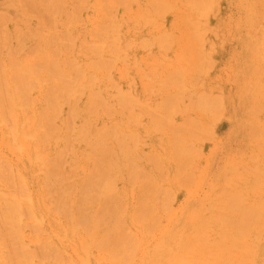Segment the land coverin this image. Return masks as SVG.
I'll return each instance as SVG.
<instances>
[{
    "label": "rangeland",
    "instance_id": "rangeland-1",
    "mask_svg": "<svg viewBox=\"0 0 264 264\" xmlns=\"http://www.w3.org/2000/svg\"><path fill=\"white\" fill-rule=\"evenodd\" d=\"M20 1L21 0H0V14H3L0 15V26L1 23L4 24L2 25L3 27L1 26L0 28V36L3 34V39L0 37V43L1 41L4 43V45L2 43V45L0 44L2 47V49L0 48V64L3 66V70L5 69L2 76L0 75V83L3 82L7 84H4L3 86L2 83L1 87L3 86L4 89L0 87V101L6 106L5 101L12 93L13 95L16 94V96L19 95L17 98L15 96V102L13 104L14 107L10 106L13 110L15 109L14 111L11 109L12 116H9L10 113H5V115L8 114L9 117H7L9 119L15 117V121L13 119L11 121L15 123L16 127L14 128V123H10L11 121L7 119V117L0 116V167H2L5 171H10V173L6 172V174L9 175L2 172L3 169L0 171V173L5 174V177L8 176L7 178H9L5 179L4 177L2 178V174L0 175V178H2L0 180V192L2 193H0V196H3L4 194L7 199L15 197L21 201L23 207H27V209L31 211V213L29 211V213L32 214L30 218L31 220H27V215L24 216L25 218L23 217L22 229L19 234L22 236L19 239V245L22 247L24 246L34 253V256L29 259L28 263L178 264L179 260H181L182 264H232L231 262L225 261V257L209 258L208 263H206L201 260V254L209 248L214 247V245L219 248L221 247V242L224 243L225 240L221 237L222 235L220 236V234H229L237 228H241L239 225L236 229L234 227L233 230V226L230 222L233 219L236 221V219L238 220L239 218L246 216L245 213L247 212V209L245 211L244 207L248 208V210L249 208L252 210H259L264 207V178L262 176L264 175V43L261 41L263 35L259 31V15L262 10L261 4L256 3L254 0H199L198 2H195V0H156V2L155 0H126L129 4L125 2L124 5H119V3H117L118 5L116 6L115 0H51V3H49V0H46L47 3L44 2V5L42 3L43 0H41L42 6H40V0L37 1V4L39 5L36 4V0L33 1L34 3L31 0V2L35 5L30 6L32 8L28 9L29 6L26 7L25 5L28 3L30 5L31 2L26 0L28 2L25 3V0H22L20 3ZM54 1L57 2L58 6L54 4ZM81 1L84 2L82 3ZM117 1L121 3L123 0ZM157 1H159V5H155V3L157 4ZM186 1L190 5H188ZM205 1H210V4ZM197 3L200 4L198 5ZM21 5L23 6L21 7ZM128 5L130 6L129 8L127 7ZM167 5H169V7H167ZM36 6H39L42 10L46 9V11H41V14L43 13V15H40L41 9L39 10ZM103 6H106V11L103 10ZM198 6L203 10L198 8ZM205 6L208 7L207 10L205 9ZM77 8L79 9L77 10ZM81 8H84L86 11H84V9L81 10ZM190 8L191 10H189ZM193 8H197L200 11L196 9L197 11L195 12ZM115 9L117 12L114 11ZM55 11L57 12V15H54ZM202 11L206 14L201 13ZM27 12H32V14L28 13L24 15ZM33 12L36 14L34 15ZM107 12H109V15L107 14L108 16H110L111 13L113 14L111 18L106 15ZM197 12L203 14L204 17L199 15ZM161 13L163 16H160ZM70 14L71 16H69ZM42 16L50 18H43ZM191 16L193 17L192 19ZM194 17L196 19H194ZM103 20L107 21L104 23ZM176 21H179L178 24ZM111 22L113 24H111ZM192 22L195 23V25ZM178 25L181 26L179 27ZM191 25L194 26L193 28L195 29H192L194 30L193 35ZM98 26L101 29H99ZM182 26L183 28H181ZM187 26H190L188 27L190 30ZM110 30H112L111 35ZM91 31L95 32V34H91ZM190 31L192 33H190ZM195 31L202 37L200 38L198 36L200 41L202 40L201 42L198 40L199 38H197V34L195 35ZM99 32L103 33L100 34ZM105 34H107V36ZM167 34H169V37L173 36V39L166 37L168 36ZM54 35L58 39H56ZM6 36L8 37L5 40ZM50 36H52V38ZM143 39H148V41L145 40V42H147L144 43ZM177 40H180L181 42ZM59 41L60 43H58ZM61 41L64 43L68 42L65 43L67 45L69 42H72L71 45L69 44L71 48L69 47L67 50V45ZM190 41L194 43H192L191 47L189 45V47L187 46L186 48V44H190ZM167 42H169V47L164 45ZM91 43H95L96 46L92 47L95 44L90 45ZM126 43H128L129 47ZM87 45L91 47V49ZM107 45H110L109 49ZM162 45L164 46L162 47ZM58 47H60V49ZM99 47L103 50L100 51L101 49H96ZM193 47L194 49H192ZM112 48L117 50L118 53L116 54L114 51V54L113 50H111ZM199 48L202 49L201 54L200 51H198ZM56 51H59V56H56ZM197 52H199L201 56H199V61L197 59L199 54H197L195 59V54ZM14 54H17L16 57ZM110 58L114 60V67L112 68L113 64L111 63L110 67L112 69L110 68L111 71L109 72L107 71L109 68L103 65V62ZM201 58L203 63L200 61ZM43 61H46L47 63ZM11 62L14 63L11 64ZM107 62H110V60ZM107 62H105V64ZM199 62H201V65L195 66V64H198ZM93 63L96 65L93 66ZM9 64L10 66L14 65L10 67ZM34 64L38 66L42 64L39 67H43L39 68L37 66L36 68L44 70V72L40 71L35 73L36 71L34 72V70H32L34 68L30 70L31 67L35 66ZM109 64L110 63H108V65ZM48 66L53 67L49 68ZM202 66V73H199ZM14 67H16L15 70L12 69ZM17 68H20L21 70L19 71ZM52 68L57 69L52 71ZM12 70H14V77H19L17 78V81L21 80V84L18 83V85H16V80H13L15 78L12 79ZM16 70L20 73L15 74L17 73ZM57 70L59 71L58 73ZM61 70H64V72ZM25 72L26 74H24ZM54 72L58 78L61 77L62 73L65 74L66 72L67 77L71 79L73 84H69V86H72L73 89L67 86L70 79L68 78L69 80L67 81L66 77L64 78L66 75L62 76L63 78L59 80L56 79V77H53L55 76L53 75ZM77 72H80V74L82 72L84 75L82 74L83 76H79L80 74L78 75ZM3 74L5 77H3ZM48 74L50 75L48 76L49 78H45ZM57 74H60V76H57ZM28 77H30V79ZM79 77H82L83 80ZM45 79L47 80L45 81ZM88 79L89 81L91 80L94 82L90 81L91 83L89 82L90 84H88ZM40 80L45 81L46 83L39 82ZM168 80L170 82H167ZM13 81L16 86L13 85ZM24 83L25 85L27 83V87H25ZM84 83H87V85ZM23 85L25 87L24 89L22 87ZM113 85H116V88L119 87L117 89L120 92L117 91L116 88L114 89ZM18 86L21 87V91H19L20 94L17 93ZM49 86L50 88L52 87V89L53 87H58L55 88L56 92L60 93V95L62 94L61 97L65 101H69L68 105L67 102L63 101L60 97L58 100V93L54 94L55 91L52 94L54 95V98L52 95L51 97L48 96L49 98L46 97V88H49ZM61 86H65L66 88L73 90L70 92V90L67 89V92H70L73 96L70 93L68 94L65 92V87V91L63 90V87L60 88ZM109 87L111 89H109ZM89 88L91 89L92 94L89 92ZM52 89H50V91ZM60 89L63 93L59 92ZM24 90L25 92L30 90L28 94L31 93V96H28L25 92L23 93ZM4 91L6 92L4 94L8 95L1 94ZM175 92L180 95L177 96ZM94 93L96 94L95 96L93 95ZM25 94L28 96L25 100H23L27 101L25 102V104L27 103L26 107L20 99L26 96ZM170 94L171 96H175L174 99L172 98L173 100L170 99ZM1 95H3L2 99ZM44 95L46 96L44 97ZM91 95L94 97L92 96V98ZM125 95L128 97L127 101H125ZM186 95H189V97ZM66 96L69 98H66ZM166 97H168L171 102L168 100L165 104L162 100L166 99ZM44 98L48 100V103ZM30 100L31 103L29 102ZM96 101L97 103H92ZM101 101L106 104V106L104 105L105 107L101 105ZM161 101L163 102L164 107H166L165 113H163L164 110L163 112L160 110L164 108L161 107L162 103L161 105L159 104V107L157 106V104ZM174 101H177V103ZM180 101H184L183 104H181ZM43 102L45 104L47 103V105ZM2 103L0 104V108L4 111L5 106L3 107ZM49 103L52 107L48 106ZM213 103L217 104L215 107H217L218 110L221 109V112H214V110L217 109H215ZM121 104H124L126 109L123 108L124 105ZM202 105H205L207 109H200ZM195 106L199 108V112H197L198 109L195 108ZM10 107L6 106V110H9L5 111L10 112ZM61 107L62 109H59ZM92 108L96 111L97 116H95L96 114L94 111L92 113L95 115H92V113L90 114ZM43 110H47L48 112H44ZM67 110L73 111L75 116L73 112L70 111V113ZM201 110L204 111V113L200 112ZM56 111H60V116L57 115ZM105 112L110 113L105 114ZM51 113H53L57 119L52 116ZM165 114H169V117L168 115L165 117H168V119L163 118ZM174 114H176V117ZM211 114H215L216 116L213 115V117ZM49 115L55 118H53L54 122L50 119ZM71 115L75 117V120L73 119V116V118L70 117ZM107 115L111 116V118L107 117ZM152 116L161 120L163 119L164 121L167 120L163 122L165 126H161L163 127L161 133L157 131L159 128L157 126L158 121L153 123L155 120L152 119ZM212 117L215 118L214 120H216V122H214ZM135 119H137V122H135ZM170 119H173L174 122H172L173 120L171 121L172 123L169 122ZM66 120L68 123L71 121V124L73 122V126L70 125V123L68 126V129L73 128L72 130L70 129L72 132L70 130L68 131L70 134L67 132L68 129L66 127L68 124ZM2 121L4 123H2ZM150 121L154 125H152ZM7 122H9V124ZM46 122H53L55 125L54 130L56 131L52 132L51 130L53 129H50L52 127L51 124L53 123H48L50 124V128L48 129V126L45 125ZM181 123H183V125L188 123L189 125H186L187 127L189 126V128L193 125L198 127V129H195L196 132H193L194 130H192L190 131V134L188 133L189 135H187L189 128H187L186 125L183 128L188 130L181 129L182 131L186 130L184 132L185 134H180V136L182 135L180 139L184 141L183 142L181 140L183 143L178 141V130L180 131L179 127L182 128ZM191 123L193 124L190 127ZM3 124L10 128H12L10 125H13V128L10 130V128H6ZM160 125L163 124L161 123ZM103 126H105V128H103ZM155 126L158 128L156 129ZM56 127L59 131H57ZM109 127L110 129H112L111 127H114V129L110 132V130H108ZM100 128L101 130H99ZM172 128L177 131L172 132ZM208 128L212 131H209V137H205L207 132L205 135L203 132H201V134L200 129L202 131H204V129L206 131L207 129L208 131ZM13 129H16V133H12L15 141L11 135V132L14 131ZM155 129L159 133H156ZM113 130L115 132H112ZM97 131L100 132L97 133ZM28 132L29 134L32 133V135H30L31 137L26 138V136H29ZM197 132L202 136L199 134L196 135ZM130 133L134 134V137L136 136L134 139L137 138L136 141L139 144L135 143L136 141L132 138L133 135L130 136ZM176 133L178 137L175 136V138L172 134L176 135ZM125 134H129L128 136L131 138L127 139ZM42 135L45 138L44 140H42ZM86 135L87 137H85ZM100 135H102L101 138L106 144L104 145L106 147L105 150L112 152L108 155L110 157H107L106 155L108 160L106 157L105 159L107 162L105 161L104 164L100 165L102 168L100 169L101 171L98 169V164L95 165V163H93L98 157L99 151L104 148L103 146L102 148L99 147V145L93 146V143L97 139L96 137ZM36 136L40 137V141L37 140ZM47 136L51 140L48 139ZM111 136H114L115 139L111 138ZM122 136L125 137V139H123L125 142L120 140L123 138ZM171 136L176 139H174V141H178L177 144L183 145L184 147L181 146L179 151H177L178 149H175V147H172V145L175 146L174 143L176 144V142L171 140ZM32 137H35V139ZM66 137L70 139L65 140L67 139ZM84 139L85 144L83 143ZM116 139L119 140V143L114 142ZM11 141H14L15 144H12ZM67 141H69V143ZM88 141L90 143H88ZM120 142L122 146H120ZM126 142L127 144L129 143L128 146L131 151L133 150V152H130V149H128L129 147L124 145ZM116 143H118L120 147ZM134 143L136 149L134 147ZM187 143H189V145H186ZM131 144H133L135 150L132 148ZM90 146H93L91 147L92 149H90ZM117 146L120 149L123 147V152L128 151V154H126L128 155L127 159L125 158L126 155L122 154V149H119L122 153L118 154V157H115L118 159L120 158V160L117 159L119 162L114 160L116 158H113L111 155L118 153ZM179 146L177 145L176 148ZM189 148H191V150L194 148V150H192L193 153H191L192 151L190 152ZM111 149L116 152L111 151ZM92 150H95V152L93 151L92 153ZM186 150L189 151L188 154H186ZM181 151H186L183 153L184 156H178ZM173 152L176 153L175 155H177L176 157H178V159L175 155L173 156ZM136 154H138V156ZM147 154L149 155V159L152 161L153 165L149 163L150 160L148 159ZM139 156L140 158L138 159ZM52 157L55 158L51 161ZM180 157H184L181 161L182 163H184V160L187 161L185 159L186 157L190 160L189 162H186L188 163V166L184 165L187 166V168H184L182 163L178 164L181 160ZM109 158L116 162V164H114L116 167H119L118 171L115 166L113 169L114 172L111 171L113 172L111 173V178L114 180L111 181V183L115 182V185L113 186L114 191L111 190L112 192L110 191V195L113 194L112 197L114 198L115 195L117 198H115V203L109 204L111 206L107 204L109 208H106V204L103 205L104 213L106 209L107 216H105L103 212L101 213L103 216H101L99 213L102 211L101 206L103 204V198H96V202L94 201L95 203H93V200L91 199V196L93 198V194L91 192L86 193V188H89L93 178L97 179L99 177L97 176L98 173L101 174L103 170H106L104 165H108V161L111 160ZM36 159H38V161H36ZM62 159H65L66 163L62 162V164ZM58 161L61 164H57ZM114 161L109 162L114 163ZM132 162L134 163L132 164ZM156 162H158V164H156ZM50 164L55 166V168ZM130 164L136 165V168L131 165L135 169V171H133V177L131 176L132 173L130 170ZM177 164L183 166V171L179 170L180 167ZM122 166L126 167L122 169ZM177 166L178 170L175 168ZM159 167H161V173L158 170ZM45 169L48 171L47 173L51 174V176L52 174H56V177L52 176V178H48V174L45 175ZM60 170L61 175L59 174ZM128 171L130 173L126 174ZM177 171L178 174L176 175ZM117 172H121V177ZM144 172H147V174ZM134 173L138 175V178L142 181L138 180ZM57 174H59V176ZM161 174L164 177H161ZM71 175H73V178ZM86 176L91 180H88ZM60 179L61 181H59ZM130 180H135L134 186H131L132 184L130 185ZM133 181L131 183H133ZM187 181L189 182L186 183ZM42 182H46L45 187ZM128 182L129 184H127ZM153 182L156 183L157 186H155V184L152 185ZM84 183L88 184L84 185ZM70 185L72 186V189L74 185V190L69 188ZM82 185L85 186L84 193L86 197L85 195L83 196L84 193L81 190L83 189ZM146 186L148 191L146 190ZM149 186L151 187L150 189ZM10 187H12L14 191ZM50 187L52 188L49 192L47 189ZM61 188L63 191H60ZM66 188L68 190H66ZM161 188L162 190L168 192L164 193L165 191H161ZM17 189L19 191L22 190V192L24 190L26 191H24L22 195V193ZM137 189L139 191L142 190L143 193L145 191L148 192L147 194H151L152 197L150 198L154 201L152 199H147V195L145 194L146 197L144 198L146 201L144 200L145 202H143L142 197L145 195L143 194L140 198L139 196L142 191L139 192V195ZM57 191H59V193ZM156 191L160 193V196ZM170 191L171 195L169 194ZM10 192L13 197L10 196ZM56 192L58 194H56ZM13 193H15V196ZM19 193H21V195H19ZM137 193L139 196L137 195L136 198ZM47 194L49 196H47ZM124 194H126L127 197H125L126 195L124 196ZM163 194L165 197H163ZM195 194L196 196H194ZM156 195H158L157 198ZM233 196H238L240 198L235 200L242 205L239 206L240 208L243 207L245 212L244 215L242 208L241 210L238 207V210H234V212H232L230 211L229 206H227L234 200L232 199ZM139 198L141 200H139ZM120 199L121 202H124V204L122 203L123 206H121L122 204L119 205ZM80 200L82 201L80 202ZM170 201L174 202L170 203ZM63 202L65 203L62 204ZM117 202H119V204ZM140 202L141 205L145 204L146 207L152 206L153 210H151L152 208L150 210L153 211V217H155L154 219L157 218V220L152 221L149 218L143 219L144 216H147L145 214H149L151 211L149 213L143 212L142 214L140 209L141 207H138ZM161 203L163 207H160L162 206ZM54 204L58 208H54ZM117 205H119L120 209H124L121 210L123 215L121 214V211L118 212L120 209L118 210ZM141 205L139 204V206ZM61 206H63L62 209ZM167 206L170 211H168ZM182 206L183 208H181ZM82 207L83 209L89 208V211L88 209H84L87 213L83 210L81 211L80 208ZM110 207L114 212H110L113 214V217L107 210L110 209ZM136 207L140 209H138V213L134 212ZM159 208H161L164 212L165 210L168 212L161 213L162 210L160 211ZM228 208L229 210H227ZM76 209L80 210L77 212ZM44 210H46V212ZM64 210H70L71 215H68L69 211L66 212V214ZM240 210V214L242 215H239L238 211ZM22 211L23 213H27L23 208ZM80 213H83L86 217L83 227L80 226L83 221L82 218L80 219ZM89 214L92 217H90ZM246 214L249 215L248 213ZM150 215L151 214H149V216ZM226 216L228 217L226 220H229V223H226L227 221L225 222V218H227ZM68 217H70V219ZM119 219H122L125 223H121L122 226L118 227L117 224L122 222H119ZM158 219H160L159 222H155L158 221ZM79 220L81 221L78 223ZM102 222H105V224ZM93 223H95L94 225L96 226H94V230L96 231L94 232L95 237H104L107 232L105 229L108 228V230L114 229V232L119 233L123 228H125L123 225H126L127 231L125 230L126 232L124 233L125 235L128 233L130 236L129 238L127 236L129 239L127 243H129L128 245H130L132 251L136 248V250H134L135 252H133L134 254L131 251L132 254L130 253L128 259H126L128 263H125L122 260H117L118 258L110 255L112 253L108 254V250L100 246L96 247L98 249H95L94 246L97 245V242L92 243V241H90L91 235L88 231H86L87 228H85L87 226L86 224H88L91 228L89 229L92 230V228H94L92 225ZM101 223L102 225H100ZM253 224H251L252 227L249 226L251 229L248 227L249 229L246 230V232L250 231L249 233H246L245 235L242 233L241 235L243 244L250 247V254L246 257V261L249 264H264V238L262 237L263 235L260 236L261 238L258 235L259 232L257 229L259 226L257 223ZM9 227L10 226H8V228ZM120 227L123 228L120 230ZM102 231H104V235L101 234L103 233ZM124 233L120 234L123 235ZM85 242L87 244L83 245ZM19 245L16 244V247H20ZM43 247L45 249H43ZM41 250H44L45 253ZM46 250L48 253L51 250V254L48 255ZM9 251L10 250H8V248H0V264H4L6 257H9ZM37 253L40 254V257ZM51 255L54 256V258ZM41 256L43 257V260L41 259ZM34 257H36V259Z\"/></svg>",
    "mask_w": 264,
    "mask_h": 264
},
{
    "label": "bare ground",
    "instance_id": "bare-ground-1",
    "mask_svg": "<svg viewBox=\"0 0 264 264\" xmlns=\"http://www.w3.org/2000/svg\"><path fill=\"white\" fill-rule=\"evenodd\" d=\"M29 1L31 2V0H29ZM33 1H35V0H32V2H33ZM37 1H39V0H36V4L38 3ZM47 1H48V0H47ZM47 1H46V0H43L42 3H43V4H44V2L47 3ZM49 1H50L49 3H51V0H49ZM113 1H114V0H113ZM115 1H116V2H115V3H116V6L118 5L117 3H119V5H122V4L124 5V3L126 2V0H125V1L123 0L124 2H123L122 0H119V1H122L121 3L118 2L117 0H115ZM183 1H184V0H183ZM198 1H199V0H195V2H198ZM202 1H203V0H202ZM210 1H211V0H210ZM210 1H205V2H207V3L210 4ZM254 1H255L256 3L261 4V9H262V10H261L260 15H259V18H260L259 31H260V32L262 33V35H263V37L261 38V39H262L261 41H262V43H264V0H254ZM21 2H22V0L20 1V3H21ZM27 2H28V1L25 0V3H27ZM32 2H31L30 5H29V3L26 4V5L24 4V5H25L26 7L29 6L28 9H30V8H32V7H30V6H34V5H35V4H33L34 2H33V3H32ZM55 2H56V1H54V4H55L56 6H58L57 2H56V3H55ZM81 2L83 3L84 1H81ZM135 2H136V1H135ZM155 2H156V0H155ZM102 3H103V2H102ZM126 3L129 4V2H126ZM137 3H138V2H137ZM150 3H151V1H150ZM186 3H187V1H186ZM193 3H194V2H193ZM39 4H40V6H42V4H41V0L39 1ZM39 4H37V5H39ZM71 4H72V3H71ZM152 4H153V3H152ZM187 4H188V3H187ZM197 4L199 5L200 3H197ZM44 5H45V4H44ZM102 5H103V4H102ZM104 5H106V4H104ZM137 5H138V4H137ZM155 5H159V1H157V4L155 3ZM188 5H190V4H188ZM22 6H23V5H21V7H22ZM59 6H60V5H59ZM130 6H131V4H130ZM130 6L128 5L127 7L129 8ZM192 6H193V5H192ZM36 7H38L39 10L41 9L39 6H36ZM36 7H35V8H36ZM141 7H142V6H141ZM147 7H148V6H147ZM167 7H169V5H167ZM201 7H202V6H201ZM205 7H206V6H205ZM205 7H203V8H205ZM38 8H36V9H38ZM79 8H80V7H79ZM79 8H77V10H78ZM102 8H103V10H105L106 6H103ZM118 8H119V6H118ZM139 8H140V7H139ZM198 8H200V7L198 6ZM207 8H208V7H206L205 9L207 10ZM48 9H49V8H48ZM48 9H47V10H48ZM83 9H84V8H81V10H83ZM193 9L195 10V12H196L197 10L200 11V10L197 9V8H196L197 10H196L195 8H193ZM193 9H192V10H193ZM200 9L203 10L202 8H200ZM205 9H204V11H205ZM54 10H55V9H54ZM54 10H53V12H54ZM65 10H66V9H65ZM74 10H75V9H74ZM77 10H76V11H77ZM127 10H128V9H127ZM127 10H126V11H127ZM189 10H191V8H190ZM31 11H32V10H31ZM37 11H38V10H37ZM41 11H46V9H43V10L41 9V10H40V15H43V13L41 14ZM56 11H57V9H56ZM56 11H55V14H54V15H57L56 13H57L58 11H57V12H56ZM76 11H75V12H76ZM84 11H86V10L84 9ZM105 11H106V10H105ZM108 11H109V10H108ZM114 11L117 12L116 9H115ZM148 11H149V10H148ZM148 11H147V13H148ZM160 11H161V9H160ZM109 12H110V11H109ZM109 12H107L106 15H107V14L109 15ZM205 12H206V11H205ZM28 13H31V14H32V12H27V13H25L24 15H26V14H28ZM37 13H39V12H37ZM58 13H59V12H58ZM63 13H64V12H63ZM63 13H62V14H63ZM126 13H127V12H126ZM153 13H154V12H153ZM197 13H198L199 15H202V17H204L203 14H201V13H204L203 11H202L201 13H200V12H197ZM33 14L35 15L36 13L33 12ZM136 14H137V13H136ZM136 14H135V16H136ZM140 14H141V13H140ZM181 14H182V13H181ZM204 14H206V13H204ZM0 15H3V14H0ZM99 15H100V14H99ZM99 15H98V16H99ZM108 15H107V16H108ZM112 15H113V14L111 13V15L108 16V17L111 18ZM133 15H134V13H133ZM147 15H150V14H147ZM161 15H162V13L160 14V16H161ZM182 15H183V14H182ZM36 16H37V15H36ZM69 16H71V14H70ZM102 16H103V15H102ZM162 16H163V15H162ZM184 16H185V15H184ZM37 17H38V16H37ZM37 17H36V18H37ZM42 17H43V16H42ZM99 17H100V16H99ZM108 17H107V18H108ZM142 17H143V16H142ZM146 17H147V16H146ZM146 17H144V18H146ZM152 17H153V16H152ZM152 17H151V18H152ZM156 17H157V13H156ZM156 17H155V18H156ZM40 18H41V17H40ZM43 18H48V19H49L50 17H47V16H46V17H43ZM65 18H66V17H65ZM114 18H116V17H114ZM134 18H136V17H134ZM181 18H182V17H181ZM181 18H180V19H181ZM185 18H186V17H185ZM192 18H193V17L191 16V19H192ZM52 19H53V18H52ZM104 19H105V18H104ZM147 19H148V18H147ZM178 19H179V18H178ZM186 19H187V18H186ZM191 19H190V20H191ZM194 19H196V18L194 17ZM202 19H203V18H202ZM1 20H2V19H1ZM115 20H116V19H115ZM128 20H129V19H128ZM152 20H153V19H152ZM176 20H177V19H176ZM43 21H44V20H43ZM46 21H49V20H46ZM51 21H52V20H51ZM103 21H104V20H103ZM105 21H107V20H105ZM105 21H104V23H105ZM180 21H182V20H180ZM193 21H194V20H193ZM197 21H198V20H197ZM109 22H110V21H109ZM178 22H179V21H178ZM178 22L176 21L177 24H178ZM150 23H151V22H150ZM186 23H187V22H186ZM188 23H189V22H188ZM192 23H193V22H192ZM192 23H191V24H192ZM106 24H107V22H106ZM111 24H113V23L111 22ZM193 24L195 25V23H193ZM2 25H4V24L1 23V26H2ZM99 25H100V24H99ZM116 25H117V24H116ZM147 25H148V24H147ZM184 25H185V24H184ZM1 26H0V28H1ZM47 26H48V25H47ZM117 26H119V25H117ZM178 26H179V25H178ZM180 26H181V25H180ZM180 26H179V27H180ZM2 27H3V26H2ZM106 27H107V26H106ZM112 27H113V25H112ZM188 27H190V26H187V28H188ZM191 27H192L191 30L194 29V28H193L194 26L191 25ZM48 28H50V27H48ZM98 28H99V26H98ZM103 28H104V27H103ZM110 28H111V27H110ZM110 28H109V29H110ZM175 28H176V27H175ZM181 28H183V26H182ZM99 29H101V28H99ZM109 29H108V30H109ZM114 29H115V27H114ZM155 29H156V28H155ZM188 29L190 30V28H188ZM0 30H1V29H0ZM2 30H3V29H2ZM103 30H104V29H103ZM103 30H102V31H103ZM115 30H116V29H115ZM152 30H153V29H152ZM185 30H187V29H185ZM194 30H195V29H194ZM194 30H192L193 33L190 31V33H192V35L194 34ZM85 31H86V30H85ZM106 31H107V30H106ZM110 31H111V33H110V35H111V34H112V30H110ZM113 31H114V30H113ZM116 31H117V30H116ZM160 31H161V30H160ZM187 31H188V30H187ZM207 31H208V30H207ZM2 32H4V31H2ZM2 32H1V33H2ZM135 32H136V31H135ZM180 32H181V31H180ZM195 32H196V31H195ZM4 33H5V32H4ZM90 33H91V34H92V33L95 34V32H93V31H91ZM99 33H100V32H99ZM101 33H103V32H101ZM101 33H100V34H101ZM197 33H198V32H196L195 35H196ZM5 34H6V33H5ZM107 34H108V33H107ZM107 34H105V35L107 36ZM2 35H3V34H1V36H0L1 39H3V38H2ZM108 35H109V34H108ZM159 35H160V34H159ZM167 35H168V36H166V37H169V34H167ZM67 36H68V35H67ZM103 36H104V34H103ZM103 36H102V37H103ZM198 36H199V34H197V38H199V37L202 38L201 36H199V37H198ZM7 37H8V36L5 37V40H6ZM50 37L52 38V36H50ZM54 37L56 38L55 35H54ZM194 37H195V36H194ZM55 38H54V39H55ZM65 38H67V37H65ZM99 38H100V36H99ZM156 38H157V37H156ZM169 38H170V39H171V38L173 39V36H172V37H169ZM200 38L198 39L199 41H200ZM9 39H11V38H9ZM56 39H58V38H56ZM61 39H62V38H61ZM159 39H160V38H159ZM175 39H176V38H175ZM99 40H100V39H99ZM143 40H144V43H146V42L148 41V39H143ZM145 40H147V41L145 42ZM191 40H192V39H191ZM196 40H197V39H196ZM51 41H52V40H51ZM141 41H142V40H141ZM170 41H172V40H170ZM175 41H176V40H175ZM177 41H180V40H177ZM201 41H202V40H201ZM201 41H200V42H201ZM61 42H62V41H61ZM142 42H143V41H142ZM152 42H153V41H152ZM180 42H181V41H180ZM1 43L4 45V43H3L2 41H1ZM1 43H0V44H1ZM58 43H60V41H59ZM62 43H64V42H62ZM65 43H68V42H65ZM65 43H64V44H65ZM71 43H72V42H71ZM71 43L69 42L70 45H71ZM89 43H90V42H89ZM100 43H101V42H100ZM168 43H169V42H167L166 44H164V43H163V44L166 45L167 47H169V46H168ZM192 43H194V42H191V41H190V44H186V48H187V46L189 47V45H190V47H191ZM203 43H204V42H203ZM2 44H1V45H2ZM64 44H63V45H64ZM69 44H68V45H69ZM86 44H87V43H86ZM93 44H95V43H91L90 45H93ZM101 44H102V43H101ZM118 44H119V43H118ZM126 44H127V46L129 47L128 43H126ZM158 44H159V43H158ZM172 44H173V43H172ZM1 45H0V48L2 49ZM61 45H62V44H61ZM65 45H67V44H65ZM65 45H64V46H65ZM68 45H67V50H68L69 47H70V45H69V46H68ZM156 45H157V44H156ZM164 45H162V47H163ZM170 45H171V44H170ZM199 45H200V44H199ZM8 46H9V45H8ZM8 46H7V47H8ZM87 46H88V45H87ZM95 46H96V44H95L94 46H92V47H95ZM107 46H108V45H107ZM124 46H125V45H124ZM127 46H125V47H127ZM211 46H212V45H211ZM10 47H11V46H10ZM88 47H89V46H88ZM109 47H110V45L108 46V49H109ZM128 47H127V48H128ZM180 47L182 48L181 45H180ZM58 48L60 49V47H58ZM70 48H71V47H70ZM89 48L91 49V47H89ZM102 48H103V47H102ZM127 48H126V49H127ZM3 49H4V46H3ZM7 49H8V48H7ZM96 49H97V50H100L101 47L96 48ZM108 49H107V50H108ZM182 49H183V48H182ZM192 49H194V47H193ZM192 49H190V50H192ZM97 50H95V51H97ZM102 50H103V49H101L100 51H102ZM111 50H113V53H114V54H115V52H116V54L118 53V51L115 50L114 48H112ZM114 51H115V52H114ZM186 51H188V50H186ZM198 51H200V54H201L202 49L199 48ZM111 52H112V51H111ZM180 52H181V51H180ZM190 52H191V51H190ZM0 53H1V51H0ZM56 53H57L56 56H59V55H58V54H59V51H56ZM186 53H189V52H186ZM194 53H195V51H194ZM209 53H210V52H209ZM108 54H109V53H108ZM197 54H199V52H197V53L195 54V59H196ZM200 54L198 55V58H197L198 61H199V56H200ZM12 55H13V53H12ZM12 55H11V56H12ZM16 55H17V54H14L15 57H16ZM185 55H186V54H185ZM188 55H189V54H188ZM107 56H108V55H107ZM200 57H201V56H200ZM55 58H56V57H55ZM95 59H96V58H95ZM114 59H115V58H114ZM105 60H106V59H105ZM105 60H104V61H105ZM108 60H110V62H107ZM7 61H9V60H7ZM16 61H17V60H16ZM107 61H105V62H107V63H106L107 65L105 64V62H103V63H104L103 65H105L106 67H108L109 69H108L107 71L110 72L111 69L114 67V64H113V61H114V60L110 58V59H107ZM200 61L203 63L202 58L200 59ZM206 61H207V60H206ZM210 61H211V60H210ZM0 62H1V61H0ZM43 62L47 63L46 61H43ZM90 62H91V61H90ZM98 62H99V61H98ZM201 62H199L198 64H195V66H196V65H201V64H200ZM12 63H14V62H11V64H12ZM45 63H44V64H45ZM91 63H92V62H91ZM91 63H90V64H91ZM100 63H101V62H100ZM108 63H110V64L108 65ZM111 63L113 64L112 68L110 67V66H111ZM205 63H206V62H205ZM31 64H32V63H31ZM44 64H43V65H44ZM73 64H74V63H73ZM7 65H8V64H7ZM13 65H14V64H13ZM13 65H11V66H13ZM34 65H35V66H34V67H31V68L28 67V66H27V67L30 68V70H31L32 68H34V69H32V70H34V72L36 71L35 73L40 72V71L44 72V70H41V69L36 68L38 65H36V64H34ZM40 65H42V64H40ZM40 65H39V66H40ZM45 65H46V64H45ZM49 65H52V64H49ZM75 65H76V64H75ZM75 65H74V66H75ZM95 65H96V64L93 63V66H95ZM98 65H99V64H98ZM208 65H209V64H208ZM0 66H1V64H0ZM9 66H10V64H9ZM11 66H10V67H11ZM20 66H21V65H20ZM20 66H19V67H20ZM39 66H38V67H39ZM76 66H78V65H76ZM99 66H100V65H99ZM101 66H102V64H101ZM2 67H3V66L0 67V68H1V71H2V72L0 71V72H1V74H0L1 76H2L3 71L5 70V69L3 70ZM41 67H43V66H41ZM41 67H39V68H41ZM45 67H46V66H45ZM45 67H44V68H45ZM48 67L51 68V67H53V66H48ZM71 67H72V66H71ZM71 67H70V68H71ZM102 67H103V66H102ZM102 67H101V68H102ZM15 68H16V67H14V68H12V69L15 70ZM20 68H21V67H20ZM20 68H19V69L17 68V69H18L19 71H20L21 69H23V68H21V69H20ZM99 68H100V67H99ZM110 68H111V69H110ZM198 68H199V67H198ZM200 68H201V67H200ZM234 68H235V67H234ZM52 69H53V68H52ZM52 69H51V70H52ZM54 69L56 70L57 68H54ZM54 69H53L52 71H54ZM58 69H59V68H58ZM14 70H12V73H13V77H12V79L15 78V77H14V72H13ZM38 70H39V71H38ZM59 70H60V69H59ZM66 70H67V69H66ZM66 70H65V71H66ZM69 70H70V69H69ZM199 70H200V69H199ZM199 70H198V71H199ZM202 70H203V66H202V68H201V70H200L199 73H202ZM27 71H28V70H27ZM52 71H51V72H52ZM61 71L64 72V70H61ZM61 71H60V72H61ZM76 71H77V70H76ZM81 71H82V70H81ZM4 72H5V71H4ZM16 72H17V70H16ZM29 72H30V71H29ZM32 72H33V71H32ZM46 72H47V71H46ZM58 72H59V71L57 70V73H58ZM179 72H180V71H179ZM179 72H178V73H179ZM19 73H20V72H17V73H15V74H19ZM47 73H48V72H47ZM24 74H26V72H25ZM24 74H23V75H24ZM43 74H44V73H43ZM77 74L79 75L80 72H77ZM82 74H83V73L81 72V74H80L79 76H83V75H84V74H83V75H82ZM169 74H171V73H169ZM169 74H167V75H169ZM179 74H180V73H179ZM179 74H178V75H179ZM34 75H35V74H34ZM53 75H55V76H53V77H56L55 72H54ZM64 75H66V76H64ZM1 76H0V78H1ZM35 76L38 77L37 75H35ZM48 76H50V75L48 74L45 78H49ZM57 76H60V74H59V75L57 74ZM62 76H64V78L66 77L67 81L70 79L69 77H67L66 72H65V74L62 73L60 78L56 77V79H59V80H60V79L63 78ZM109 76H110V75H109ZM3 77H5L4 74H3ZM51 77H52V76H51ZM17 78H19V77L16 76V78L13 79V80H16V81H15V83L17 82L16 85H18V83L21 84V83H20L21 80H20V81H19V80L17 81ZM21 78H22V77H21ZM28 78L30 79V77H28ZM28 78H27V79H28ZM38 78H39V77H38ZM68 78H69V79H68ZM79 78H80V77H79ZM25 79H26V78H25ZM25 79H24V81H25ZM39 79H40V78H39ZM80 79H82V77H81ZM80 79H79V80H80ZM91 79H92V78H91ZM46 80H47V79H45V81H46ZM49 80H50V79H49ZM51 80H52V79H51ZM59 80H58V81H59ZM63 80H64V79H63ZM82 80H83V79H82ZM45 81H41V80H40L39 82H42V83H43V82H45ZM67 81H65V82H67ZM87 81H88V82H87L88 84H90L91 82H94V81H91V80H90V81H91V82H90L89 79H88ZM5 82H6V81H5ZM48 82H49V81H48ZM80 82H81V80H80ZM80 82H79V83H80ZM89 82H90V83H89ZM167 82H170V81L168 80ZM2 83H3V82H2ZM2 83H0V87H1ZM12 83H14V81H13ZM15 83L13 84L14 86H16ZM42 83H40V84H42ZM45 83H46V82H45ZM87 83H84V84L87 85ZM165 83H166V82H165ZM171 83H172V82H171ZM4 84L7 85L6 83H3V86H4ZM30 84L33 85L32 83H30ZM55 84H56V83H55ZM62 84H63V82H62ZM62 84H61V85H62ZM64 84H65V83H64ZM66 84H67V83H66ZM69 84L73 85L72 82H71V79L69 80V83H68L67 86H69ZM74 84H75V82H74ZM84 84H83V87H84ZM176 84H177V83H176ZM24 85H25V83H24ZM24 85L22 86L23 89H24L25 87H27V83H26L25 87H24ZM158 85H160V84H158ZM3 86H2L1 88L4 89ZM20 86H21V85H20ZM20 86L17 87V88H18V90H17V93H18V94H20L19 91H21V87H20ZM50 86H54V85H50ZM50 86H49V88H48V87L46 88V89H47V91H46V92H47V96L44 95V97H45V96H46V97H48V96L51 97V95L53 94L54 91H55L54 94H55V93H58V92H56V89H55V88H58V87H55V88L53 87V89H52V87L50 88ZM58 86H59V85H58ZM65 86H66V85H65ZM65 86H64V87H65ZM115 86H116V85H115ZM115 86L113 85L114 89L116 88ZM180 86H181V85H180ZM8 87H9V85H8ZM28 87H29V85H28ZM32 87H33V86H32ZM62 87H63V86H61L60 88H62ZM64 87H63V90L65 91V88H66V87H65V88H64ZM69 87H70L71 89H73L72 86H69ZM74 87H75V85H74ZM111 87H112V84H111ZM1 88H0V91H1ZM117 88H119V87H117ZM117 88H116V90L119 91ZM48 89H49V92H48ZM50 89H52L53 91H52V90L50 91ZM54 89H55V90H54ZM67 89H68V88H66V91H65V92L68 93V94H69L70 92L73 91V90L68 89V90H70V92H67V91H68ZM89 89H90V88H89ZM109 89H111V88L109 87ZM25 90H26V89H25ZM25 90L23 91V93L25 92ZM74 90H76V89H74ZM174 90H175V89H174ZM9 91H10V90H9ZM9 91H8V92H9ZM29 91H30V90H29ZM29 91L27 90V92H25V93L28 94ZM31 91H32V90H31ZM188 91H189V89H188ZM50 92H51V93H50ZM59 92H62V93H63V91H61V89L59 90ZM77 92H78V91H77ZM89 92H91V89L89 90ZM119 92H120V91H119ZM182 92H183V91H182ZM4 93H6V92L4 91V92L1 93V94H4ZM11 93H12V92H11ZM66 93H65V95H66ZM175 93H176V92H175ZM26 94H25V95H26ZM30 94H31V93H29L28 96H29ZM70 94H71V93H70ZM76 94H77V93H76ZM91 94H92V92H91ZM176 94H177V93H176ZM181 94H183V93H181ZM189 94H190V93H189ZM4 95H8V94H4ZM61 95H62V94H61ZM61 95H60V93H58V100H59V97H60L61 99H63V98L61 97ZM71 95H72V94H71ZM93 95L95 96L96 94L94 93ZM93 95H91V97H92ZM178 95H180V94L178 93L177 96H178ZM192 95H193V94H192ZM2 96H3V95H1V99H2ZM15 96H16V94L13 95V93H12L11 96H9V98H7V100L5 101V102H6V103H5L6 106H9V107L12 106V107H14L13 104H14V102H15ZM22 96H23V95H22ZM28 96L26 95V96H24V97H22V98H20V99L23 101V100H25V98L28 97ZM30 96H31V95H30ZM72 96H73V95H72ZM94 96H93V97H94ZM186 96L189 97V95H186ZM201 96H202V95H201ZM17 97H19V95L16 96V98H17ZM49 97H48V98H49ZM52 97L54 98V95H52ZM93 97H92V98H93ZM114 97H115V96H114ZM129 97H130V95H129ZM169 97H170V99H172V98L174 99V98H175V96H171V94H170ZM204 97H207V96H204ZM29 98H30V97H29ZM66 98H69V97L66 96ZM178 98H180V97H178ZM185 98H186V97H185ZM44 99H45L46 102L48 101V100H46V98H44ZM125 99H126L125 101H127V99H128V97H126V95H125ZM170 99H169L168 97H166V99H163L162 101H164V103L166 104V102H167L168 100H170ZM173 99H172V100H173ZM186 99H187V98H186ZM217 99H219V98H217ZM17 100H18V99H17ZM21 100H20V103H21ZM27 100H28V98H27ZM41 100H42V99H41ZM41 100H40V101H41ZM68 100H69V99H68ZM94 100H95V99H94ZM94 100H93V101H94ZM96 100L99 101L98 99H96ZM175 100H176V99H175ZM182 100H183V99H182ZM45 101H44V102H45ZM63 101H65V100L63 99ZM97 101H96V102H92V103H97ZM162 101L159 102V103L157 104L158 107H159V104L161 105V103H162L161 107H164ZM25 102H27V101H23L24 104H25ZM29 102L31 103V100H30ZM33 102H34V101H33ZM44 102H43V103H44ZM51 102H53V101H51ZM65 102H67V105H68L69 101L66 100ZM90 102H91V101H90ZM170 102H171V100H170ZM174 102H175V101H174ZM180 102H181V101H180ZM183 102H184V101H183ZM183 102H181V104H183ZM192 102H193V101H192ZM213 102H214V100H213ZM1 103H2V102L0 101V104H1ZM47 103H48V102H47ZM47 103H46V104L44 103V104L47 105ZM175 103H177V101H176ZM214 103H215V102H214ZM214 103H213V105H214V107H215L217 104H214ZM138 104H140V103H138ZM138 104H137V105H138ZM155 104H156V103H155ZM194 104H195V103H194ZM209 104H210V103H209ZM2 105H3V107L5 106L3 103H2ZM92 105H94V104H92ZM101 105H103V106L105 105V106H106V104H104L103 101H101ZM121 105H124V104H121ZM171 105H172V104H171ZM185 105H186V104H185ZM6 106L4 107L5 110H6ZM26 106H27V103L25 104V107H26ZM48 106H51V107H52V105H50V103H49ZM105 106H104V107H105ZM119 106H120V104H119ZM154 106H155V105H154ZM190 106H191V105H190ZM202 106H203V105H202ZM202 106H201L200 109H203V110H205V108L207 109V107H205V105H204L203 107H202ZM45 107H46V106H45ZM54 107H55V105H54ZM54 107H53V109H54ZM67 107H68V106H67ZM128 107H129V106H128ZM128 107H127V108H128ZM136 107H137V106H136ZM136 107H135V108H136ZM171 107H173V106H171ZM176 107H178V106H176ZM7 108H8V107H7ZM20 108H21V107H20ZM20 108H19V109H20ZM22 108H24V107H22ZM27 108H28V107H27ZM69 108H71V107H69ZM120 108H121V107H120ZM123 108H125V105L123 106ZM132 108H133V107H132ZM165 108H166V107H164V108H162V109H160V110H162V112H163V110H164L163 113H165V110H166ZM187 108H188V107H187ZM195 108H197V107L195 106ZM208 108H210V107H208ZM219 108H220V107H219ZM11 109H12V108L10 107V112H6V111H8L9 109H7L6 111L4 110V111H5V112H4V111H2L1 108H0L1 113L3 112L2 114L0 113V116H5V117H7L8 114L5 115V113H10L9 116H12L11 111H12L13 109H12V110H11ZM59 109H62V107L59 108ZM59 109H58V110H59ZM125 109H126V108H125ZM156 109H157V108H156ZM156 109H155V110H156ZM175 109H176V108H175ZM178 109H179V108H178ZM191 109H192V108H191ZM197 109H198V111H197L196 109H195V110H196L197 112H199V108H197ZM215 109H217V107H215ZM14 110H15V109H14ZM14 110H13V111H14ZM71 110H73V109L71 108ZM71 110H70V111H71ZM91 110H92V111H90V114L94 111V109L92 108ZM107 110H108V109H107ZM107 110H106V111H107ZM131 110H132V109H131ZM131 110H130V111H131ZM220 110H221V109H219V110L217 109V110H214V112H215V111H219V112H221ZM26 111H27V110H26ZM43 111H44V112H48L47 110H43ZM67 111H68V110H67ZM70 111H68V112H70ZM108 111H109V110H108ZM177 111H178V110H177ZM35 112H36V111H35ZM40 112H41V111H40ZM40 112H39V113H40ZM71 112H73V111H71ZM71 112H70V113H71ZM94 112H95L96 115L93 114V113H92V115L97 116L96 111H94ZM180 112H181V111H180ZM200 112H203V113H204V111H202V110H201ZM207 112H208V110H207ZM56 113H57V115H59L60 111H56ZM107 113H110V112H107ZM107 113L105 112V114H107ZM215 113H216V112H215ZM3 114H4V115H3ZM13 114H14V113H13ZM47 114H49V113H47ZM47 114H46V115H47ZM51 114H52V116L55 117V115H54L53 113H51ZM66 114H68V113H66ZM73 114H74V112H73ZM156 114H157V113H156ZM176 114H177V113H176ZM176 114H174L175 117H176ZM14 115H15V114H14ZM35 115H36V114H35ZM110 115H112V114H110ZM166 115H168V117H169V114H165L164 117H163L164 119H168V117L165 118ZM211 115H212V114H211ZM213 115L216 116L215 114H213ZM213 115H212V116H213ZM217 115H218V114H217ZM219 115H220V114H219ZM9 116H8V117H9ZM47 116H48V115H47ZM49 116H50V115H49ZM52 116H50V119H51V120H53V118H54V117H52ZM59 116H60V115H59ZM72 116H73V115H71L70 117H72ZM74 116H75V114H74ZM74 116H73V117H74ZM150 116H151V115H150ZM172 116H173V115H172ZM200 116H201V115H200ZM209 116H210V115H209ZM214 116H213V117H214ZM8 117H7V119H9ZM73 117H72V118H73ZM76 117H77V114H76ZM107 117H110V118H111V116H109V115H107ZM152 117H153L152 119L155 120V121H153V123H155V122L158 121V122H157V126H158L159 128L156 127V126H155V128H156V129L158 128L157 131H159V132L161 133L162 130H163V127L165 126L163 122H165V121H167V120L164 121L163 119L161 120V119H158L157 117H155V118L157 119V120H156V119L154 118V116H152ZM213 117H212V118H213ZM1 118H2V117H1ZM14 118H15V117H13L12 119L15 121ZM55 118L57 119V117H55ZM55 118H54V119H55ZM138 118H139V117H138ZM138 118H137V119H138ZM7 119H5V120H7ZM12 119H9V120L11 121ZM73 119L75 120V117H74ZM137 119H135V122H137V121H136ZM214 119H215V118H213V120H214ZM2 120H3V118H2ZM172 120H173V119H170V121H169V120H168V121L171 122ZM3 121H4V120H3ZM3 121H2V123H4ZM10 121H9V122H10ZM40 121H41V120H40ZM66 121H67V120H66ZM151 121H152V120H151ZM151 121H150V122H151ZM159 121H160V123H159ZM188 121H189V120H188ZM9 122H7V123L9 124ZM12 122H13V121H11L10 123H12ZM53 122H54V120H53ZM53 122H46L45 125L48 126V129L50 128V127H49L50 124H48V123H53ZM70 122H71V121H69V123H70ZM172 122H174V120H173ZM172 122H171V123H172ZM186 122H187V121H186ZM214 122H216V120H214ZM13 123H14V122H13ZM69 123H68V121H67V124H68V125L66 124V125H67V127H66L67 129L69 128V127H68V126H69ZM84 123H85V122H84ZM161 123H162L163 125H160ZM167 123H168V122H167ZM184 123H185V121H184ZM188 123H190V122H188ZM188 123H186V124L189 125ZM72 124H73V122H72ZM72 124L70 123V125H72ZM134 124H135V123H134ZM139 124H140V123H139ZM151 124H152V122H151ZM169 124H170V123H169ZM186 124L183 125V123H181L182 128L179 127V128H180V131L178 130V132H179V133H178V134H179V137L177 136V133H176V135H175V134H174V135L172 134L173 137L177 136V137L179 138V139H178L179 142H181V140H182V139H180V137L182 136V135L180 136V134H182V133L185 134L184 132H185L186 130H188V129H186V128H183ZM192 124H193V123L190 124V127L192 126ZM197 124H198V123H197ZM3 125H5V124H3ZM34 125H35V124H34ZM39 125H40V123H39ZM85 125H86V124H85ZM152 125H154V124H152ZM187 125H186V127H187ZM206 125H207V124H206ZM5 126H6V128L8 127L7 125H5ZM10 126L13 128V125H10ZM46 126H44V127H46ZM51 126H52V127H51L50 129H53V130H51V131H52V132H53V131H56V130H54V127H55L54 123L51 124ZM72 126H73V125H72ZM161 126H163V127H161ZM169 126H170V125H169ZM172 126H173V125H172ZM172 126H171V127H172ZM208 126H209V125H208ZM15 127H16V125H15V123H14V128H15ZM70 127H71V126H70ZM153 127H154V126H153ZM173 127H174V126H173ZM196 127H197L196 125H193L191 128H194V129H191V128H189V126H188L187 128H189V131L187 132V135H189V134H190V131H192V130H194L193 132H196L195 129H198V127H197V128H196ZM8 128H10V127H8ZM12 128H10V130H11ZM36 128H37V127H36ZM41 128H42V126H41ZM41 128H40V130H41ZM66 128H65V129H66ZM103 128H105V126H103ZM103 128H102V130H103ZM111 128L114 129V127H111ZM174 128H175V127H174ZM199 128H200V127H199ZM56 129H57V127H56ZM70 129H71V128H70ZM70 129H68L67 132H68ZM72 129H73V128H72ZM72 129H71V130H72ZM112 129H110V127H109L108 130H110V132H111ZM156 129H155V132H156V133H159V132L156 131ZM181 129H186V130H183V131H182ZM208 129H209V128H208ZM10 130H9V131H10ZM13 130H14V129H13ZM13 130H12V131H13ZM36 130H37V129H36ZM71 130H70V131H71ZM81 130H82V129H81ZM99 130H101V128H100ZM172 130H173V128H172ZM172 130H171V131H172ZM210 130H211V129H209V130L207 131V129H206V131H205V129H204V131H202V130L200 129V133L203 132L204 135H205V133L207 132L208 135L206 134L205 137H207V136L209 137V136H210V135H209V134H210V133H209ZM7 131H8V129H7ZM33 131H35V130H33ZM41 131H42V130H41ZM57 131H59V129H57ZM153 131H154V130H153ZM175 131H177V130L174 129L172 132H175ZM211 131H212V130H211ZM14 132L16 133V129H15L13 132H11V135H12V133H14ZM52 132H51V133H52ZM71 132H72V131H71ZM79 132H80V131H79ZM99 132H100V131H99ZM99 132L97 131V133H99ZM112 132H115V131L113 130ZM193 132H191V133H193ZM47 133H49V132H47ZM59 133H60V132H59ZM80 133H81V132H80ZM105 133H106V132H105ZM107 133H108V132H107ZM188 133H189V134H188ZM41 134H42V133H41ZM68 134H70V133L68 132ZM68 134H66V135H68ZM121 134H122V133H121ZM121 134H120V137H121ZM197 134H199V133L197 132L196 135H197ZM201 134H202V133H201ZM201 134H199V135L202 136ZM24 135H25V134H24ZM28 135H29V136H26V138L31 137L30 135H32V133L29 134V132H28ZM58 135H59V134H58ZM114 135H115V133H114ZM122 135H123V134H122ZM128 135H129V134H125L126 138H127V139L131 138V137H129ZM131 135H133V137H132L133 139L136 137V136L134 137V134H131V133H130V136H131ZM135 135H138V134H135ZM161 135H162V134H161ZM9 136H10V135H9ZM42 136H43V135H42ZM62 136H63V135H62ZM115 136L117 137V135H115ZM127 136H128V137H127ZM172 136H171V137H172ZM15 137H16V134H15ZM36 137H37V140L40 141V139H39L40 137H39V136H36ZM45 137H46V135H45ZM85 137H87V135H86ZM89 137H90V136H89ZM101 137H102V135L96 137L97 139H96V141L93 143V144H94L93 146H95V145H99V147H101V148H102V146L104 147V148L101 149V151H99V153H98V154H99L98 157L96 158V160H95V158H94L95 162H93V163H95V165L98 164V167H99L98 169H99V170L102 169V168L100 167V165L104 164L105 161L107 162V160H108L107 157H110V156H108L109 153H110V154L112 153V152H109L108 150H105L106 147H105L104 145H106V144H105V142L103 141V139H102ZM122 137H123V138L120 139V140L125 139L124 136H122ZM171 137H170V138H171ZM173 137H172L171 140L174 141V139H175L176 137H175V138H173ZM195 137H196V136H195ZM10 138H11V137H10ZM12 138H13L14 141H15V138L13 137V135H12ZM12 138H11V140H12ZM26 138H25V139H26ZM32 138L35 139V137H32ZM47 138L50 139L48 136H47ZM57 138H58V137H57ZM66 138H67V137H66ZM90 138H91V137H90ZM111 138H114V136H111ZM192 138H193V137H192ZM44 139H45V138H44V136H43L42 140H44ZM58 139H59V138H58ZM68 139H70V138H67V139H65V140H68ZM114 139H115V138H114ZM202 139H203V138H202ZM23 140H24V139H23ZM50 140H51V139H50ZM52 140H53V138H52ZM65 140H64V141H65ZM93 140H94V138H93ZM116 140H117V139H116ZM116 140H115L114 142H118V141H119V140H117V141H116ZM134 140L136 141L137 138L134 139ZM175 140H176V139H175ZM205 140H207V139H205ZM14 141H13V142L11 141L12 144H15ZM24 141H25V140H24ZM24 141H23V142H24ZM47 141H48V140H47ZM57 141H58V140H57ZM86 141H87V139H86ZM123 141H124V140H123ZM135 141H134V142H135ZM173 141H172V143H173ZM178 141H177V142L174 141V142H176V144H177ZM182 141H183V140H182ZM187 141H189V140H187ZM45 142H46V141H45ZM67 142L69 143V141H67ZM92 142H93V141H92ZM107 142H108V141H107ZM107 142H106V143H107ZM121 142H122V141H121ZM121 142H120V146H122V145H121ZM124 142H125V141H124ZM129 142H130V141H129ZM183 142H184V141H183ZM183 142H181V143H183ZM38 143H39V142H38ZM83 143L85 144V139H84V142H83ZM88 143H90V142L88 141ZM118 143H119V142H118ZM118 143H116V144L119 146ZM135 143H138V142L136 141ZM135 143H134V147H135ZM36 144H37V142H36ZM122 144H123V143H122ZM128 144H129V143H128ZM128 144H127V142H126V144H124V145H127V147H129ZM138 144H139V143H138ZM176 144L174 143L175 146L172 145V147H175V149H178L177 151H179V149H181V146H183V145L177 144L178 146H179V145H180V146H179L178 148H176V147H177ZM69 145H70V144H69ZM88 145H89V144H88ZM100 145H101V146H100ZM186 145H189V143H187ZM93 146H90V149H92L91 147H93ZM118 146H117V148H118ZM120 146H119V147H120ZM131 146H132V148L134 149L133 144H131ZM142 146H143V144H142ZM11 147H13V146H11ZM85 147H86V146H85ZM124 147H125V146H124ZM183 147H184V146H183ZM190 147H191V146H190ZM13 148H14V147H13ZM122 148H123V147H122ZM122 148H121V149H122ZM125 148H126V147H125ZM119 149H120V148H118V153L111 155L113 158H116L115 156H117L118 154H121V153L123 152V150H124V149H122V152H121V151H120L121 149H120V150H119ZM128 149H130V147H129ZM135 149H136V147H135ZM135 149H134V150H135ZM189 149H190V152H191L192 150H194V148H192V150H191V148H189ZM189 149H188V150H189ZM109 150H110V149H109ZM188 150H186V151H187L186 154H188V152H189ZM93 151L95 152V150H92V153H93ZM97 151H98V150H97ZM111 151H114V150L111 149ZM129 151H130V152H133V150L131 151V149H130ZM172 151H173V150H172ZM186 151H184V152H186ZM196 151H197V149H196ZM58 152H60V151H58ZM114 152H116V151H114ZM127 152H128V151L123 152L122 154H123V155H126V154H128ZM184 152L181 151L180 154H178V156H179V155L182 156ZM56 153H57V152H56ZM143 153H144V152H143ZM191 153H193V151H192ZM38 154H39V153H38ZM96 154H97V153H96ZM175 154H176V153L173 152V156H174ZM195 154H196V153H195ZM15 155H16V153H15ZM106 155H107V157H106ZM123 155H122V156H123ZM136 155L138 156V154H136ZM147 155H148V154H147ZM189 155H190V154H189ZM37 156H38V155H37ZM39 156H40V155H39ZM41 156H42V155H41ZM96 156H97V155H96ZM119 156H120V155H119ZM127 156H128V155H126V157H125L126 159L128 158ZM144 156H145V154H144ZM176 156H177V155H175V157H176ZM183 156H184V155H183ZM62 157H63V156H62ZM94 157H95V156H94ZM105 157H106L107 160L105 159ZM117 157H118V156H117ZM133 157H134V156H133ZM150 157H151V156H150ZM152 157H153V156H152ZM35 158H36V156H35ZM54 158H55V157H54ZM54 158L52 157V158H51V161H52V159H54ZM121 158H122V157H121ZM139 158H140V156L138 157V159H139ZM153 158H154V157H153ZM176 158L178 159V157H176ZM0 159H1V157H0ZM38 159H39V157H38ZM38 159H36V161H38ZM65 159H66V158H65ZM65 159H62L63 161L61 160V163H62V162H63V163H64V162L66 163ZM109 159H111V158H109ZM117 159H118V158H116V159H114V160H115V161L120 160V158H119L118 160H117ZM122 159H123V158H122ZM129 159H130V158H129ZM148 159H149V155H148ZM148 159H147V160H148ZM159 159H160V158H159ZM180 159H181V160H180V163L178 162V164H181V163H182L181 161L184 159V157H183V158L180 157ZM185 159H186L188 162L190 161V160L187 159V157H186ZM3 160H4V159H3ZM41 160H42V159H41ZM59 160H60V159H59ZM114 160L111 159V160H109V161H110V162H113ZM123 160H124V159H123ZM149 160H150V159H149ZM149 160H148V161H149ZM109 161H108V163H107L108 165H106V164H105L106 166L104 165V167H105L106 170H105V171L103 170V172H102L101 174H100V173L97 174V176H99L97 179L93 178V180H91V179H88V177L86 176L88 180H91V181H92L91 184H90V186H89V188H88V187L86 188V189H87V190H86V193L91 192V193L93 194V198H92V196H91V199L93 200V203L96 202V201H95L96 198H101V199L103 198V199H102L103 204H102V206H101L102 208L100 207L102 211L100 212V210H99V212H100L99 214H100L101 216H103V215L101 214L102 212H103V214H105V216H107V215H106V209H105V213H104V207H103V205L106 204V208H107V207L109 208V206H111V205H109V204H110V203H111V204L115 203V202H116L115 198H117V197H115V195H114V198H113V197H112L113 194L110 195V191L113 190V186L115 185V182H112L113 185H112V183H111V181H114L113 178H111V173L114 172L113 169H114V166H115L114 164H116V162L114 161V163H110ZM176 161H179V160H176ZM187 161L184 160V163H182L183 166L188 164V163H186ZM253 161H254V159H253ZM45 162H47V161H45ZM88 162H89V161H88ZM118 162H119V161H118ZM120 162H121V161H120ZM124 162H126V161H124ZM127 162H128V161H127ZM192 162H193V161H192ZM192 162H190V163H192ZM43 163H44V162H43ZM47 163H49V162H47ZM61 163H59V161L57 162V164H61ZM63 163H62V164H63ZM133 163H134V162H132V164H133ZM149 163L153 165V163H152L151 160H150ZM185 163H186V164H185ZM190 163H189V164H190ZM1 164H2V163H1ZM53 164H55V163H53ZM132 164H130V167H131V168H130L129 166H128V167L130 168L131 173H132L131 176L133 177V171H135L134 168H136V165L134 164V165H135V166H134V165H132ZM156 164H158V162H156ZM178 164H177V165H178ZM2 165H3V164H2ZM5 165H7V164H5ZM50 165H51V164H50ZM121 165H123V164H121ZM131 165H132L134 168H133ZM0 166H1V165H0ZM8 166H9V165H8ZM51 166H52V165H51ZM81 166H82V165H81ZM126 166H127V164H126ZM126 166H125V167H126ZM137 166H138V165H137ZM175 166H176V165H175ZM178 166L180 167L179 170L183 171V170H182L183 166H181V165H178ZM178 166L175 167V168L177 169ZM187 166H188V165H187ZM187 166H184V168H187ZM189 166H190V165H189ZM207 166H208V165H207ZM3 167H5V166H3ZM6 167H7V166H6ZM9 167H10V166H9ZM52 167L55 168V166H52ZM56 167H57V166H56ZM58 167H59V166H58ZM63 167H64V165H63ZM92 167H93V166H92ZM115 167H116V166H115ZM125 167L122 166V169L125 168ZM138 167H139V166H138ZM138 167H137V170H138ZM154 167H155V166H154ZM42 168H43V166H42ZM116 168H117V171H118L119 167L117 166ZM139 168H140V167H139ZM160 168H161V167H159V169H158L159 172H160ZM2 169H3V168L0 167V171H1ZM50 169H51V168H50ZM52 169H53V168H52ZM90 169H91V168H90ZM132 169H134V170H132ZM3 170H4V169H3ZM3 170H2V172H4L5 174H6V172H8V171H5V170L3 171ZM45 170H46V169H45ZM128 170H129V169H128ZM140 170H141V169H140ZM177 170H178V169H177ZM184 170H185V169H184ZM100 171H101V170H100ZM111 171H113V172H111ZM206 171H207V169H206ZM47 172H48V171L46 170V174H45V173H44V174H45V175L48 174V176H49L48 178H50V177L52 178V176H55V175H56V174L53 172L55 175L52 174V176H51V174H50V173H47ZM49 172H51V171H49ZM59 172H60L59 174L61 175V170H60ZM94 172H95V171H94ZM159 172H157V173H159ZM161 172H162V171H161ZM161 172H160V173H161ZM184 172H185V171H184ZM8 173H10V171H9ZM56 173H57V172H56ZM117 173H118L119 175L121 174V172H120V173L117 172ZM128 173H130V172L128 171L126 174H128ZM136 173H137V172H136ZM144 173L147 174V172H144ZM175 173H176V172H175ZM207 173H208V172H207ZM257 173H258V172H257ZM259 173H260V172H259ZM263 173H264V172H263ZM1 174H2V173H0V175H1ZM5 174H2V175H3L2 178L4 177L5 179H9V178H7L8 176L5 177ZM59 174H57V175L59 176ZM99 174H100V175H99ZM134 174H135V173H134ZM177 174H178V171H177L176 175H177ZM204 174H205V173H204ZM261 174H262V173H261ZM6 175H9V174H6ZM18 175H19V174H18ZM113 175H114V174H113ZM148 175H149V174H148ZM158 175H159V174H158ZM161 175H162V174H161ZM71 176H72V178H73V175H71ZM126 176H127V175H126ZM135 176H137V179H138V180H141V179L138 178V175L135 174ZM262 176H263V178H264V175H262ZM20 177H22V176H20ZM55 177H56V176H55ZM55 177H54V178H55ZM120 177H121V175H120ZM122 177H123V176H122ZM127 177H128V176H127ZM161 177H164V176L162 175ZM205 177H206V176H205ZM2 178H0V180H1ZM44 178H45V177H44ZM46 178H47V177H46ZM54 178H53V179H54ZM151 178H152V176H151ZM183 178H184V176H183ZM62 179H63V177H62ZM70 179H71V178H70ZM70 179H69V180H70ZM111 179H112V180H111ZM121 179H123V178H121ZM181 179H182V178H181ZM189 179H191V178H189ZM206 179H207V178H206ZM48 180H50V179H48ZM150 180H151V179H150ZM150 180H149V182H150ZM164 180H165V179H164ZM201 180H202V179H201ZM6 181H7V180H6ZM11 181H12V180H11ZM11 181H10V182H11ZM43 181H44V180H43ZM57 181H58V180H57ZM57 181H56V183H57ZM59 181H61V179H60ZM132 181H133V180H130V181H129V182H130V185L132 184L131 186H134V184H135L134 181H135V180L133 181V183H131ZM141 181H142V180H141ZM141 181H140V182H141ZM147 181H148V180H147ZM204 181H205V179H204ZM204 181H203V182H204ZM18 182H19V181H18ZM26 182H27V180H26ZM62 182H63V181H62ZM86 182H87V181H86ZM126 182H127V181H126ZM129 182H128L127 184H129ZM149 182H148V183H149ZM188 182H189V181H187L186 183H188ZM13 183H14V182H13ZM27 183H28V182H27ZM42 183H44V187H45V183H46V182H42ZM50 183H51V182H50ZM53 183H54V182H53ZM88 183H89V182H88ZM88 183H84V185H86V184H88ZM144 183H145V182H144ZM201 183H202V182H201ZM51 184H52V183H51ZM60 184H61V183H60ZM154 184H155V186H157L156 183L153 182L152 185H154ZM13 185H14V184H13ZM19 185H20V184H19ZM19 185H18V186H19ZM54 185H55V183H54ZM58 185H59V184H58ZM84 185H82V188H83V189H81V190L83 191V193H84V190H85V189H84V187H85ZM145 185H146V184H145ZM202 185H203V184H202ZM20 186H22V185H20ZM25 186H26V185H25ZM87 186H88V185H87ZM171 186H172V185H171ZM203 186H204V185H203ZM16 187H17V186H16ZM52 187H53V186H52ZM52 187L48 188L47 190L50 192V189H51ZM62 187H63V186H62ZM71 187H72V186L70 185L69 188H71ZM138 187H139V186H138ZM10 188H12V187H10ZM22 188H23V187H22ZM67 188H68V186H67ZM67 188H66V190L69 189V188H68V189H67ZM139 188H140V187H139ZM139 188H138V189H139ZM150 188H151V187L149 186V189H150ZM71 189H72V188H71ZM79 189H80V186H79ZM79 189H78V190H79ZM138 189H137V190H138ZM140 189H142V188H140ZM140 189H139V190H140ZM143 189H144V188H143ZM158 189H159V188H158ZM199 189H200V188H199ZM12 190L14 191L13 188H12ZM17 190H18V189H17ZM23 190H24V189H23ZM61 190L63 191L62 188L60 189V191H61ZM72 190H74V185H73V189H72ZM139 190H138V193L142 191V190H141V191H139ZM146 190L148 191L147 186H146ZM160 190H161V191H165V190H162V188H161ZM201 190H202V189H201ZM201 190H199V191H201ZM13 191H12V192H13ZM18 191H19V190H18ZM24 191H26V190H24ZM24 191H23V192H24ZM69 191H70V189H69ZM82 191H81V192H82ZM113 191H114V190H113ZM115 191H116V190H115ZM152 191H153V190H152ZM222 191H223V190H222ZM224 191H225V190H224ZM19 192H21L22 195H23L22 190H20ZM49 192H48V193H49ZM57 192L59 193V191H57ZM57 192H56V194H58ZM67 192H68V191H67ZM67 192H65V193L68 194ZM72 192H73V191H72ZM78 192H79V191H78ZM111 192H112V191H111ZM156 192H158V191H156ZM166 192H168V191H165L164 193H166ZM197 192H198V190H197ZM0 193H1V192H0ZM15 193H17V192H15ZM15 193H13L14 196H15ZM21 193H19V195H21ZM27 193H28V192H27ZM65 193H63V194H65ZM83 193H81V194H83ZM138 193L136 194V198H137ZM147 193H148V192H145V191H144V193H143V191H142L141 195H140V193H139L140 196L138 195L140 198L143 196V194H144V195H145V194L147 195V197H146V195L142 197V198H143V202L146 201L144 197H146L147 199H152V198H150V197H152V195H151V194L149 195V194H147ZM161 193H163V192H161ZM1 194H2V193H1ZM10 194H11L10 196H12V193H11V192H10ZM24 194H25V193H24ZM52 194H53V192H52ZM54 194H55V193H54ZM63 194H62V196H63ZM159 194H160V193L158 192V195H159ZM169 194L171 195V191L169 192ZM169 194L167 193L168 196H169ZM192 194H193V193H192ZM192 194H191V195H192ZM199 194H200V193H199ZM19 195L17 194V196H19ZM78 195H80V194H78ZM84 195H85V193L83 194V196H84ZM125 195H126V194H124V196H125ZM158 195H156V198L158 197ZM163 195H164V194H163ZM197 195H198V194H197ZM227 195H228V194H227ZM229 195H230V194H229ZM6 196H7V195H6ZM47 196H49V195L47 194ZM154 196H155V195H154ZM154 196H153V198H154ZM159 196H160V195H159ZM161 196H162V195H161ZM194 196H196V194H195ZM12 197H13V196H12ZM37 197H38V196H37ZM85 197H86V195H85ZM119 197H120V196H119ZM125 197H127V195H126ZM148 197H149V198H148ZM163 197H165V195H164ZM197 197H198V196H197ZM13 198H15V197H13ZM13 198H12V199H7V198L5 197L4 194H3V196H0V248H4V247H5V248H8V250H10V251L8 252V253H9V257H6V259H5V261H4V264H29L28 261H29V259H31V258L34 256V253L31 252L30 250H28L27 248H25L24 246L22 247L21 245H19V243H20L19 239H20V237H22V236L19 235V234H20L21 229H22V220H23V217H24L25 215H27V216H26V217H28L27 220H31L30 218H31V215H32V214H30L31 211L28 210L27 207L25 208V207L22 206V203H21L20 200H18V199H16V198L13 199ZM19 198H20V196H19ZM112 198H113V200H112ZM120 198H121V197H120ZM140 198H139V200H141ZM160 198H162V197H160ZM173 198H174V197H173ZM190 198H191V196H190ZM27 199H28V197H27ZM91 199H90V200H91ZM170 199H171V198H170ZM188 199H189V198H188ZM232 199H234V200L231 202V204H229V205H227V206H229L230 211L234 212V210H238L237 208H238V207L240 208V206H242V205H240V203H239L237 200H235V199H240L238 196H233ZM25 200H26V199H25ZM38 200H39V199H38ZM52 200H54V199H52ZM64 200H65V199H64ZM92 200H91V201H92ZM111 200H112V201H111ZM144 200H145V201H144ZM152 200H153V199H152ZM155 200H156V199H155ZM173 200H174V199H173ZM27 201H28V200H27ZM65 201H66V200H65ZM67 201H69V200H67ZM81 201H82V200H80V202H81ZM91 201H89V202H91ZM94 201H95V202H94ZM97 201H98V200H97ZM119 201H120V204H119V202H117L119 205H121L122 203L124 204L123 201L121 202V199H120ZM135 201H136V200H135ZM153 201H154V200H153ZM187 201H188V200H187ZM193 201H194V200H193ZM70 202H71V201H70ZM86 202H88V201H86ZM104 202H106V203H104ZM172 202H174V201H170V203H172ZM57 203H58V201H57ZM64 203H65V202H63L62 204H64ZM101 203H102V202H101ZM164 203H165V202H164ZM168 203H169V202H168ZM55 204H56V202H55ZM55 204H54V206H55ZM62 204H61V205H62ZM68 204H69V202H68ZM107 204H108L109 206H108ZM123 204H122L121 206H123ZM139 204L141 205V202H140ZM139 204H138V207H139V208L141 207L140 209H141V213H142V214H143V212H145V213H149L151 210H153L152 206H150V207H146L145 204H142L141 206H139ZM26 205H27V204H26ZM57 205H58V204H57ZM69 205H70V204H69ZM76 205H78V204H76ZM119 205H117L118 207L116 206V207L118 208V210L120 209ZM136 205H137V203H136ZM136 205H135V206H136ZM161 205H162V203H161ZM165 205H166V203H165ZM165 205H164V206H165ZM230 205H231V206H230ZM239 205H240V206H239ZM63 206H64V205H63ZM63 206H61V209H62ZM90 206H91V205H90ZM157 206H158V205H157ZM64 207H66V206H64ZM80 207H81V206H80ZM113 207H114V206H113ZM113 207H112V208H113ZM138 207H136L137 212H136V209L134 210L135 213H138V212H139L140 209H139ZM158 207H159V206H158ZM160 207H163V205L160 206ZM167 207H168V206H167ZM179 207H180V206H179ZM22 208H23L27 213H23ZM54 208H58V207L55 206ZM114 208H115V207H114ZM151 208H152V209H151ZM181 208H183V206H182ZM229 208H228L227 210H229ZM241 208L243 209V207H241ZM241 208H240V209H241ZM61 209H60V210H61ZM69 209H70V207H69ZM80 209H81V211L83 210L85 213H87V211H85L84 209H88V211H89V208H84V209H83V207H82V208H80ZM80 209H78V210L76 209L77 212H78ZM138 209H139V210H138ZM148 209H149V210H148ZM150 209H151V210H150ZM159 209H160V211L162 210L161 208H159ZM164 209H165V208H164ZM220 209H222V208H220ZM242 209H241V210H242ZM244 209H245V211H246V209H247V212H246V213H248L249 215H247V214L244 212ZM244 209H243L242 212H243V215H244V213H245V215H246L245 217H243V218H239L238 220L236 219V221L233 219V220H231V222H230L231 225L233 226V230H234V227H235V229H236V227H238L239 225L241 226V228H240V229L237 228L235 231L230 232L229 234H220V236L222 235L221 237H223V239L225 240V242H224V243L221 242V247H220V248H219V247H216V246L214 245V247H211V248H209L207 251H204V252L201 254V257H202L201 260H202V261L208 263L209 258H215V257L221 258V257H225V258H226L225 261H227V262H231L232 264H249V263L246 261V257L250 254V247L247 246L246 244H243L242 239H241V235H242V233H243V235H245L246 233H249L250 231H249V232H248V231L246 232V230L249 229L250 227H252L251 224H253V223H254V224L257 223V225L259 226V228L257 229V231L259 232L258 235H259V237H260L261 235H263L262 237L264 238V207H263V208H260L259 210H254V209L252 210V209H250V208H249V210H248V208H246V207H244ZM27 210H28V211H27ZM53 210H54V209H53ZM56 210H57V209H56ZM60 210H59V211H60ZM76 210H75V211H76ZM107 210L109 211V213L112 211V210H111V207H110V209H107ZM121 210H124V209H120L118 212H120ZM241 210L238 211V212H239V215H242V214H240ZM29 211H30V213H29ZM44 211L46 212V210H44ZM54 211H55V210H54ZM54 211H53V212H54ZM62 211H63V210H62ZM62 211H61V213H62ZM68 211H69V212H68ZM68 211H65V210H64V212H65V213L68 212V215H69V214L71 213V211H70V210H68ZM168 211H170L169 207H168ZM168 211L165 210L166 213H167ZM217 211H219V210H217ZM221 211H222V210H221ZM45 212H44V213H45ZM84 212H83V213H84ZM93 212H94V211H93ZM162 212H164V211L162 210L161 213H162ZM165 212H164V213H165ZM54 213H55V212H54ZM83 213H80V214H79V215L81 216L80 219L82 218V220H83V221L81 222L82 225H80L81 227H83V224H84V222H85V220H86V217L83 215ZM112 213H114V212L112 211ZM135 213H134V214H135ZM141 213H140V214H141ZM179 213H180V212H179ZM187 213H188V212H187ZM66 214H67V213H66ZM66 214H65V215H66ZM115 214L117 215L116 212H115ZM118 214H119V213H118ZM121 214H122V211H121ZM140 214H139V215H140ZM149 214H151V215L149 216ZM149 214H145V215H147L148 217H147V216H144V218H143V217H141V218H143V219H147V218H149V219L152 220V221H153V220H157V218L154 219L155 217H153V216H154L153 211H151ZM29 215H30V217H29ZM59 215H60V214H59ZM70 215H71V214H70ZM82 215H83V216H82ZM110 215L113 217V214L110 213ZM122 215H123V214H122ZM177 215H178V214H177ZM89 216H90V214H89ZM101 216H100V217H101ZM141 216H143V215H141ZM151 216H152L153 218H152ZM164 216H165V214H164ZM77 217H78V216H77ZM90 217H92V216H90ZM96 217H97V216H96ZM108 217H109V214H108ZM116 217H117V216H116ZM119 217H122V216H119ZM119 217H118V218H119ZM145 217H146V218H145ZM226 217H227V216H226ZM24 218H25V217H24ZM68 218L70 219V217H68ZM101 218H102V217H101ZM78 219H79V218H78ZM104 219H105V218H104ZM110 219H111V218H110ZM110 219H109V220H110ZM112 219H113V218H112ZM223 219H224V217H223ZM226 219H228V217L225 218V222L227 221L226 223H229V220H226ZM229 219H230V218H229ZM32 220H33V216H32ZM113 220H115V219H113ZM159 220H160V219H158V221H155V222H159ZM80 221H81V220H79L78 223H79ZM106 221H108V220H106ZM120 221H122V222H120ZM137 221H138V220H137ZM174 221H175V220H174ZM221 221H222V219H221ZM34 222H35V220H34ZM75 222H76V219H75ZM108 222H109V221H108ZM119 222H120V223L117 224L118 227H119V226H122L121 223H122V224L125 223V221L123 222L122 219H121V220L119 219ZM222 222H223V221H222ZM102 223L105 224V222H102ZM102 223H101L100 225H102ZM106 223H107V222H106ZM111 223H112V221H111ZM143 223H145V222H143ZM36 224H37V223H36ZM51 224H52V223H51ZM76 224H77V222H76ZM94 224H95V223L92 224L93 227L95 226ZM119 224H120V225H119ZM254 224H253V225H254ZM52 225H53V224H52ZM69 225H70V224H69ZM86 225L88 226V224H86ZM100 225H99V227H100ZM115 225H116V224H115ZM115 225H114V227H115ZM151 225H152V224H151ZM8 226H10V227L8 228ZM24 226H25V225H24ZM50 226H51V225H50ZM87 226H86V227L84 226V227L87 228L86 231H88L89 234L91 235V236H90V241H92V243L97 242V245L94 246L95 249H98V248H96V247H99V246H100V247H102V248H104V249H107L108 252H109L108 254L112 253V254H110V255L113 256V257H115V258H118L117 260H122V261H124L125 263H128L126 259H128V256L130 255V253H131L132 250H131V248H130V245H128L129 243H127V241H129L128 238H129L130 236L128 235V233H127L126 235H125V233H124V232L127 231V229H126V228H127L126 225H123V227L125 226V228L120 227V230H121V228H123V229H122L119 233H118V232H114V229H110V230H108L109 228H108V229H105V230H107L106 234L104 233V231H102L103 233H101L102 235L105 234L104 237H95L94 232H96V231H95L94 229H95L96 226H95L94 228H92V230H90V229H91L90 226H88V227H87ZM228 226H230V225H228ZM232 226H231V228H232ZM249 226H250V227H249ZM52 227H53V226H52ZM168 227H169V226H168ZM248 227H249V228H248ZM23 228H24V227H23ZM26 228H27V227H26ZM53 228H54V227H53ZM56 228H57V227H56ZM89 228H90V229H89ZM36 229H37V228H36ZM115 229H116V227H115ZM250 229H251V228H250ZM9 230H10V231H9ZM123 230H124V231H123ZM125 230H126V231H125ZM116 233H117V234H116ZM120 233H124V234L122 235V234H120ZM60 234H61V233H60ZM61 235H62V234H61ZM59 236H60V235H59ZM127 236H128V238H127ZM131 237H132V236H131ZM160 238H161V237H160ZM254 238H256V237H254ZM260 238H261V237H260ZM260 238H259V239H260ZM126 239H128V240H126ZM130 239H132V238H130ZM15 240H16V241H15ZM97 240H98V241H97ZM90 241H89V242H90ZM135 241H136V240H135ZM144 241H145V240H144ZM156 241H157V240H156ZM10 242H11V243H10ZM204 243H205V242H204ZM16 244H18L20 247H16ZM85 244H87V243L85 242L83 245H85ZM212 244H213V242H212ZM217 244H218V243H217ZM12 245H13V248H12ZM155 245H156V244H155ZM41 246H42V245H41ZM47 247H49V246H47ZM127 247H129V248H127ZM39 248H40V247H39ZM45 248H46V246H45ZM45 248L43 247V249H45ZM53 249H54V248H53ZM100 249H101V248H100ZM104 249H102V250H104ZM5 250H6V249H5ZM51 250H52V249H51ZM51 250H50V251H51ZM55 250H56V249H55ZM134 250H136V248L133 249L132 253L135 252ZM41 251H42V250H41ZM50 251H49V253H48L47 250H46V253H48V255H49V254H51ZM99 251H100V250H99ZM34 252H35V251H34ZM42 252L45 253L44 250H43ZM56 252H57V251H56ZM56 252H55V253H56ZM80 253H81V252H80ZM132 253H131V254H132ZM37 254H39V253H37ZM41 254H42V253H41ZM133 254H134V253H133ZM35 256H36V254H35ZM51 256H52V255H51ZM51 256H50V257H51ZM83 256H84V255H83ZM39 257H40V254H39ZM46 257H48V256H46ZM52 257L54 258V256H52ZM34 258L36 259V257H34ZM53 258H49V259H53ZM84 258H85V257H84ZM41 259L43 260V257H42V256H41ZM263 259H264V256H263ZM46 260H47V259H46ZM55 260H56V259H55ZM115 260H116V259H115ZM117 260H116V261H117ZM31 262H32V261H31ZM31 262H30V263H31ZM118 262H119V261H118ZM31 264H34V263L32 262ZM103 264H104V263H103ZM174 264H177V263H174ZM178 264H182V261L179 260Z\"/></svg>",
    "mask_w": 264,
    "mask_h": 264
}]
</instances>
